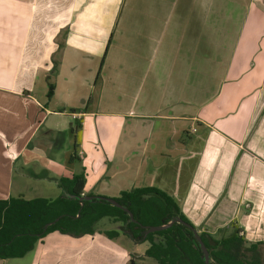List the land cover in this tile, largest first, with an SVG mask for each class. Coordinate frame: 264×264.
<instances>
[{
    "label": "crops",
    "instance_id": "0c3cea01",
    "mask_svg": "<svg viewBox=\"0 0 264 264\" xmlns=\"http://www.w3.org/2000/svg\"><path fill=\"white\" fill-rule=\"evenodd\" d=\"M80 173L86 197L154 187L198 232L264 243V0H0V200ZM94 229L0 264L146 258Z\"/></svg>",
    "mask_w": 264,
    "mask_h": 264
},
{
    "label": "trees",
    "instance_id": "16d2710c",
    "mask_svg": "<svg viewBox=\"0 0 264 264\" xmlns=\"http://www.w3.org/2000/svg\"><path fill=\"white\" fill-rule=\"evenodd\" d=\"M52 94L49 86L48 96ZM60 195L55 199L10 197L0 200V260L19 259L50 233L81 237L93 235L95 225L103 218H112L122 225V231L137 243H148L144 256L157 264H207L193 232L171 221L180 218L199 230L182 214L175 201L165 192L154 188H135L123 191L114 201L127 209L117 208L104 197L82 198L84 173L57 182ZM171 223V224H170ZM168 225V226H166ZM165 228L145 234L147 228ZM233 229L230 235L216 239L198 232L208 253V264H263L260 246L248 244ZM110 238L117 232H107Z\"/></svg>",
    "mask_w": 264,
    "mask_h": 264
},
{
    "label": "water",
    "instance_id": "95a60500",
    "mask_svg": "<svg viewBox=\"0 0 264 264\" xmlns=\"http://www.w3.org/2000/svg\"><path fill=\"white\" fill-rule=\"evenodd\" d=\"M82 199H84V200H89L90 197H84V198H82ZM101 199L105 200L106 202L110 203L111 205H113V206H115V207H117V208L123 209L125 212L128 213L127 209L121 207L118 203H116V202L114 201V199H110V198H101ZM128 215L131 217V220L133 221V218H132L131 214L128 213ZM173 222L180 223V224L186 226L187 228H189V229L193 232V235L195 236V238H196V240H197V242H198L200 248H201L202 251H203L204 260H205V262L208 264V253H207V251H206V249H205V247H204V244H203V242H202L200 236L198 235L197 230H195V228H193L190 224L184 222V221L181 220L180 218H174V219L171 221V223H173ZM171 223H170V224H171ZM166 226H168V225H166ZM166 226H161V227H150V228H147L145 234H148V233H151V232L159 231V230L165 228Z\"/></svg>",
    "mask_w": 264,
    "mask_h": 264
},
{
    "label": "rangeland",
    "instance_id": "374dc122",
    "mask_svg": "<svg viewBox=\"0 0 264 264\" xmlns=\"http://www.w3.org/2000/svg\"><path fill=\"white\" fill-rule=\"evenodd\" d=\"M41 186H45L46 187V185H41ZM49 196H51V195H49ZM103 223H106L105 220H103L102 222H100L98 224V227L99 226H102ZM116 225H119V223H117L115 225L108 226L107 228L109 230H119L118 229V226H116ZM148 246H149L148 243H144V242L143 243H139L136 246V250H137L136 252L139 253V254H141V256H143L144 250H145V248H148ZM261 257H262L263 264H264V248H263V253H261ZM8 263L9 264H12L13 262L12 261H9ZM135 264H157V263L154 260L149 259V258H144V259L137 258V259H135Z\"/></svg>",
    "mask_w": 264,
    "mask_h": 264
},
{
    "label": "built area",
    "instance_id": "2783aa9c",
    "mask_svg": "<svg viewBox=\"0 0 264 264\" xmlns=\"http://www.w3.org/2000/svg\"><path fill=\"white\" fill-rule=\"evenodd\" d=\"M72 117H73V119H79L80 118V114L73 113ZM240 235H241V233H240Z\"/></svg>",
    "mask_w": 264,
    "mask_h": 264
}]
</instances>
